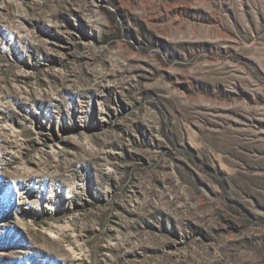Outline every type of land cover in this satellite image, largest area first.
I'll return each instance as SVG.
<instances>
[{
    "label": "rangeland",
    "instance_id": "obj_1",
    "mask_svg": "<svg viewBox=\"0 0 264 264\" xmlns=\"http://www.w3.org/2000/svg\"><path fill=\"white\" fill-rule=\"evenodd\" d=\"M0 264H264V0H0Z\"/></svg>",
    "mask_w": 264,
    "mask_h": 264
}]
</instances>
